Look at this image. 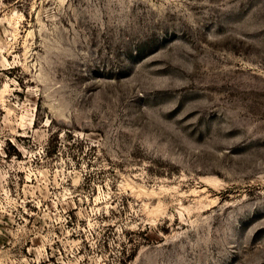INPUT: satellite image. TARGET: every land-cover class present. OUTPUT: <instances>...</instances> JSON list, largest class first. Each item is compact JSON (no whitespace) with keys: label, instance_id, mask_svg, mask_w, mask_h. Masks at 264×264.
Returning a JSON list of instances; mask_svg holds the SVG:
<instances>
[{"label":"rangeland","instance_id":"obj_1","mask_svg":"<svg viewBox=\"0 0 264 264\" xmlns=\"http://www.w3.org/2000/svg\"><path fill=\"white\" fill-rule=\"evenodd\" d=\"M0 264H264V0H0Z\"/></svg>","mask_w":264,"mask_h":264}]
</instances>
